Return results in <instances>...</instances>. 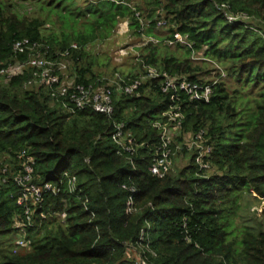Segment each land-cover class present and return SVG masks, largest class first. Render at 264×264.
Segmentation results:
<instances>
[{"label":"trees","instance_id":"16d2710c","mask_svg":"<svg viewBox=\"0 0 264 264\" xmlns=\"http://www.w3.org/2000/svg\"><path fill=\"white\" fill-rule=\"evenodd\" d=\"M123 21L139 40L157 41L138 48L128 73L115 67L111 84L96 72V46ZM160 21L164 39L156 34ZM176 33L190 46H168ZM18 42H26L23 53ZM36 51L49 58L69 51L73 83L107 86L114 114L52 97L30 65L0 74V264H138L131 247L149 264H264V0H0V69L27 63ZM207 62L217 80L202 78L213 71ZM149 69L211 85L209 101L164 92L163 77ZM137 79L132 94L121 90ZM176 109L180 124L166 115ZM121 123L137 147L132 161L112 140ZM159 125H178L171 148L183 146L176 154L189 160L164 178L149 171L162 147ZM199 134L211 147L206 170L183 145ZM27 165L43 201L28 202L32 248L19 253L15 225L26 207L17 178ZM66 172L77 178L74 194Z\"/></svg>","mask_w":264,"mask_h":264},{"label":"built area","instance_id":"2783aa9c","mask_svg":"<svg viewBox=\"0 0 264 264\" xmlns=\"http://www.w3.org/2000/svg\"><path fill=\"white\" fill-rule=\"evenodd\" d=\"M227 19L230 22H234L236 20L235 17L228 16ZM167 23L165 21H160L157 24L158 28L166 27ZM151 41H157L154 38H149ZM26 42H18L15 44L16 53H23L25 51ZM166 44L170 47H174L178 44L187 45L190 44L187 41V37L183 36L179 33L174 35V38L168 40ZM38 48L37 45L30 48V50H35ZM71 48L76 49V45H72ZM127 50L120 51L121 55H127ZM69 56V51L62 52L58 54V58H49V57H41L39 55V51H36L35 55L27 62L22 64H16L15 66L5 70L0 69V74L8 75L12 77L14 75H18L23 73L25 67L27 65L36 68L35 76L41 79L42 83L49 85L51 90V96L57 99H65L67 98L76 108L83 109L86 107H90L98 113L104 114L108 117H111L114 114V107L112 101V92L107 86L94 88L93 86L85 87L83 85H75L72 83L71 85L67 84L62 76L64 72H66L68 68V63L66 59ZM195 57V53L192 58ZM149 76L153 78L163 77V90L164 92H168L170 90H180L188 94L193 99H201L206 102L209 101L212 86L211 85H203L199 83H193L186 79L172 77L167 73L160 74L155 69H149ZM225 75L222 74V77ZM140 84V80H135L131 84L127 82L121 86V90L126 92L127 94H132L136 87ZM72 90V92H70ZM69 95V96H68ZM177 111L168 112L166 115L170 118L172 122H180L183 120L182 114ZM159 127H162L159 125ZM170 127L165 125L162 127V147L158 148L156 155L153 159L152 165L149 168V171L152 175L157 176L159 178H164L169 169L173 164V157L176 154V151L181 150L183 146H176V151H173L171 148L172 141L170 139L171 136L168 137L167 131ZM178 129L177 127H175ZM124 124H117L115 127V132L112 136L113 142L127 155V159L129 161L133 160V157L137 153V147L134 142L127 136H125L124 132ZM202 134H199L195 137H191L185 144V148L188 151H196V164L203 169H209L210 165L205 162V157L211 153V147L203 145L202 142ZM27 174L24 177L17 178L19 185L21 186V194L18 199L19 204L24 205L25 208V221H16V228H18L20 238L15 242V252H28L31 250V240L27 238V226H30L33 221V213L28 207V202L32 205H38L43 201V189L35 184H32L31 181V173L32 168L27 165L25 167ZM64 177L68 179L69 184V192L74 194L76 191L77 178L75 176L70 177L69 173H64ZM47 189H51V186H48ZM128 189L132 194L137 192L135 186H132ZM54 194L57 195L59 193V189L53 190ZM76 193V192H75ZM132 200V196L130 197ZM131 212H134L135 209L130 208ZM62 218H65V214L60 215ZM17 236V235H16ZM143 234H141L142 238ZM23 250V251H21ZM138 264H149L144 258L140 256L137 260Z\"/></svg>","mask_w":264,"mask_h":264},{"label":"rangeland","instance_id":"374dc122","mask_svg":"<svg viewBox=\"0 0 264 264\" xmlns=\"http://www.w3.org/2000/svg\"><path fill=\"white\" fill-rule=\"evenodd\" d=\"M140 1L141 0H138V2ZM156 34L158 35L159 39H164L168 35V28L160 29L156 32ZM148 42H149V38L146 36L142 38V41L134 37L130 33L129 23L127 21H123L122 23L119 24L116 33L109 41L96 46V52H99L100 54V60H99L100 67L98 66L96 72L101 73L102 77L108 78L110 80V83L112 84L114 82L113 79L114 68L117 67L118 69H120V71L123 70L126 73L134 69V67L137 66L136 57L140 54L139 53L140 50L138 48L145 46ZM122 50H128L127 51L129 52L128 58L126 57L127 55L123 56L120 54V51ZM201 58H202V54H197L192 59L196 60L197 63H201L202 61H199L201 60ZM67 63H68V68L66 72H64L62 78L67 84L71 85L74 81L73 79L74 77L72 75L71 68L69 66L70 63L69 62ZM207 63H208V68L213 71L211 75L206 74L202 78H205L207 80H215V79L217 80L216 74L218 73L215 71V68L217 67L211 62L210 63L207 62ZM35 83L38 86L41 85L40 80H36ZM167 132H168L167 133L168 137L171 136L170 137L171 141L174 140L176 135H178V130L175 127H170ZM188 162L189 160L184 154H179V155L175 154V156L173 157L172 167L169 169L168 173L176 172L183 169L188 165ZM262 208L264 207L262 206L261 208H259V211H261ZM58 220L61 221L64 219L61 216H58ZM19 238L20 236L19 234H17V236H15L13 241L14 245L15 242L19 240ZM138 250L139 248L137 247H131L129 251V257L137 261L140 258V254Z\"/></svg>","mask_w":264,"mask_h":264},{"label":"crops","instance_id":"0c3cea01","mask_svg":"<svg viewBox=\"0 0 264 264\" xmlns=\"http://www.w3.org/2000/svg\"><path fill=\"white\" fill-rule=\"evenodd\" d=\"M128 51V50H127Z\"/></svg>","mask_w":264,"mask_h":264}]
</instances>
